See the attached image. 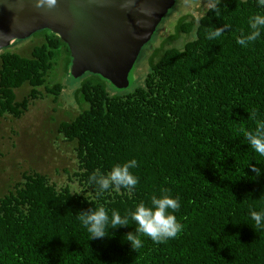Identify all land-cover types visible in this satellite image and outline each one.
Here are the masks:
<instances>
[{"label":"trees","instance_id":"obj_1","mask_svg":"<svg viewBox=\"0 0 264 264\" xmlns=\"http://www.w3.org/2000/svg\"><path fill=\"white\" fill-rule=\"evenodd\" d=\"M218 7V14L208 6L196 19L178 16L172 31L148 50L141 84L128 92H110L108 85L118 88L98 73L79 75L72 91L78 109L55 119L52 129L72 147L75 167L62 169L64 184L24 169L6 186L0 194V264H264V227L255 228L250 215L264 212V156L242 131L264 120V31L246 48L236 43L240 30L249 31L250 16L264 8L257 0H220ZM222 25L230 27L209 41L207 32ZM182 35L189 38L173 45ZM31 36L39 39L25 54L0 52V116L17 119L43 97L56 104L63 89L57 71L69 70L66 43L46 28ZM23 85L28 89L17 98ZM133 158L135 189L97 196L88 184L93 170L107 173ZM161 189L179 198L174 215L183 229L159 244L137 233L142 247L135 250L126 239L137 227L129 213L141 201L150 206ZM98 204L109 216L113 210L128 216L129 224L90 239L77 213Z\"/></svg>","mask_w":264,"mask_h":264},{"label":"water","instance_id":"obj_2","mask_svg":"<svg viewBox=\"0 0 264 264\" xmlns=\"http://www.w3.org/2000/svg\"><path fill=\"white\" fill-rule=\"evenodd\" d=\"M174 0H0V48L46 28L66 43L69 72L98 73L117 88Z\"/></svg>","mask_w":264,"mask_h":264},{"label":"rangeland","instance_id":"obj_3","mask_svg":"<svg viewBox=\"0 0 264 264\" xmlns=\"http://www.w3.org/2000/svg\"><path fill=\"white\" fill-rule=\"evenodd\" d=\"M209 3L210 0H175L157 32L144 45L143 56L130 69L127 75L128 86L115 90L108 85L107 89L113 93H125L140 85L147 71L146 54H148V50L172 31L173 23L178 16L189 15L196 19L209 6ZM188 38L189 36L182 35L172 44L180 47ZM38 39V36L13 39L7 46L0 48V52L14 50L25 54L29 46L35 44ZM57 73V80L61 82L63 89L56 104H53L49 97H43L34 100L28 106L27 111L17 119L8 115L0 116V194L13 180L20 178L19 173L24 169L48 174L51 180L58 184L68 182L62 169H73L75 159L72 147L52 134L53 121L66 119V114L69 115L78 109L73 100L72 91L77 87L82 74L74 77L69 70L68 72L57 71ZM27 89V85L16 89L17 98L23 95ZM55 167L58 169L57 171H55ZM70 185L73 188L77 187L74 182H70Z\"/></svg>","mask_w":264,"mask_h":264},{"label":"clouds","instance_id":"obj_4","mask_svg":"<svg viewBox=\"0 0 264 264\" xmlns=\"http://www.w3.org/2000/svg\"><path fill=\"white\" fill-rule=\"evenodd\" d=\"M46 3L49 6H53L56 0H46ZM219 4L220 0H210L209 10H214L215 14H218ZM257 4L264 8V0H257ZM229 27L230 25L214 27L207 32L206 38L209 41H215ZM248 27L249 31L247 33L240 30V35L236 37V43L245 48L261 37L262 31H264V14L255 13L250 16ZM251 116L255 119L256 113L253 112ZM242 131L255 152L264 156V120H258L253 130L242 129ZM136 167H138V162L133 158L123 163L113 164L107 173L97 168L89 175L88 184L96 186L97 196L110 189L119 191L123 188L132 192L138 183V177L132 173L131 169ZM250 167L253 173L259 175V168L255 165H250ZM179 209V198L171 196L168 189H161L159 195L153 194L150 206L143 201L136 204L135 209L129 215L137 227L135 232L126 234V239L131 243V247L135 250L142 247V241L136 235L137 233H143L158 244L176 238L183 229V225L177 221L174 215ZM250 215L254 221L255 228L264 227V212L251 211ZM77 217L90 233V239L105 237L108 235L107 230L109 227L116 228L117 226H127L129 224V217H122L116 210H113L111 216H109L108 210L103 204H98L87 210H81L77 213Z\"/></svg>","mask_w":264,"mask_h":264}]
</instances>
